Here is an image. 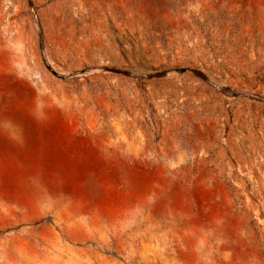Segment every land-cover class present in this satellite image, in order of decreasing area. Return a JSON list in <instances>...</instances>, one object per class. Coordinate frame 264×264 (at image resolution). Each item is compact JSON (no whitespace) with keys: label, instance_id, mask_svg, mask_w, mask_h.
<instances>
[{"label":"rangeland","instance_id":"rangeland-1","mask_svg":"<svg viewBox=\"0 0 264 264\" xmlns=\"http://www.w3.org/2000/svg\"><path fill=\"white\" fill-rule=\"evenodd\" d=\"M0 264H264V0H0Z\"/></svg>","mask_w":264,"mask_h":264}]
</instances>
